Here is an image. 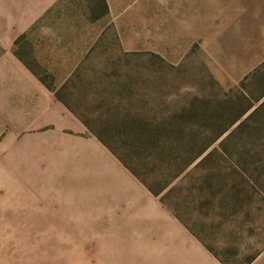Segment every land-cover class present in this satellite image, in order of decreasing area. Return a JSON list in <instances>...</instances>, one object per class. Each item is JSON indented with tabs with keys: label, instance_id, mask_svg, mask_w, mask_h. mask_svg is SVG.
<instances>
[{
	"label": "rangeland",
	"instance_id": "374dc122",
	"mask_svg": "<svg viewBox=\"0 0 264 264\" xmlns=\"http://www.w3.org/2000/svg\"><path fill=\"white\" fill-rule=\"evenodd\" d=\"M245 6L242 18L226 25L212 50L183 37L180 44L162 46L161 37H156L154 47L159 51H126L129 37H117L109 29L101 44L84 57L83 68L63 92L65 99L96 130L173 129L177 139L184 136L183 142L195 144L194 151L207 144L211 151L212 127H228L237 111L264 100V0H248ZM78 8L84 11L85 5ZM70 22L62 19L58 26L70 29L65 25ZM25 41L21 47L32 49L34 57L48 58L47 48L36 50L39 56L34 51V36ZM64 62L57 58L54 63H62L59 67L38 68L48 85H58L59 74L68 70ZM217 112L218 124L212 122ZM19 119L14 115L10 123ZM250 130V141L257 146L253 160L260 167L259 184L248 174H239L238 162L246 158H217L212 163L211 156L195 167L198 160L185 178L187 173L176 180L167 200L178 209L173 213L227 264H264V111ZM247 134H237L227 148L232 151ZM51 153L59 158L71 150ZM17 154L15 148L7 155L0 147V264H152L134 260L123 229L101 213L63 202L38 203L39 198L81 195L75 188L80 180L70 179L81 175L80 164L33 163L31 158L24 162L26 158ZM153 168L150 165L148 173ZM231 181L256 186L239 193L231 189Z\"/></svg>",
	"mask_w": 264,
	"mask_h": 264
},
{
	"label": "crops",
	"instance_id": "0c3cea01",
	"mask_svg": "<svg viewBox=\"0 0 264 264\" xmlns=\"http://www.w3.org/2000/svg\"><path fill=\"white\" fill-rule=\"evenodd\" d=\"M96 1L0 0V147L7 155L9 148L17 149L24 162L31 158L33 163L80 164L81 175L70 179L80 180L75 188L81 195L39 198L38 203L63 202L101 213L123 229L134 260L223 264L87 129L57 92L63 86L67 89L83 68L84 57L101 44L109 29L117 37H129L126 51H159L154 47L156 37H161L162 46L180 44L183 37L212 50L226 25L242 18L248 0H106L108 13L92 18L88 5ZM79 4L85 5L84 11ZM62 19L71 20L65 24L70 29L58 26ZM29 36H34V51L45 47L48 58L41 60L32 49L21 47ZM57 58L64 59L63 68L68 70L50 88L38 68L59 67L62 63H54ZM14 115L20 117L16 124L10 123ZM58 148H70L71 153L58 158L51 153Z\"/></svg>",
	"mask_w": 264,
	"mask_h": 264
},
{
	"label": "trees",
	"instance_id": "16d2710c",
	"mask_svg": "<svg viewBox=\"0 0 264 264\" xmlns=\"http://www.w3.org/2000/svg\"><path fill=\"white\" fill-rule=\"evenodd\" d=\"M88 8L92 18H96L97 16L101 18L108 13L106 0H97L95 3H89ZM24 38L25 36H22L18 40V43ZM248 78L249 77H246V79ZM41 80L47 85V81L44 77H42ZM48 87L52 88L53 86L48 85ZM65 90L66 87L63 86L57 92L60 101L74 112L76 117L80 119L87 129L121 161L134 177H136L153 195L161 197V202L166 205L172 213L174 212L177 214L176 210H178L175 206L167 203L169 195L176 187V184L173 185V183L184 173H187V170L198 160L199 162L195 164V167L203 165L211 156L212 163H217V160L213 161L217 158H246V161L238 162L242 166L239 174H241V176H246L248 174L249 179H256L255 183L259 184L260 167L256 166V160H253L258 154L257 146L250 141L252 136L250 134V126H252L255 121H258L264 111V100L260 102L262 98L258 100L260 103L256 107H253L254 104H251L245 110L237 111L235 118L230 122L228 127L223 129L216 126L212 127V150L208 152L211 144L198 147L197 151H194L193 148L195 144L189 145L183 142L182 139H184V136L177 139V131L173 129L172 131L158 130L155 133H152V131L142 126L132 128L131 130H110L108 128L96 130L89 121L85 119L84 115L77 112L63 97V92ZM220 116L221 112H217L215 115L212 114V122H216V124L221 123ZM243 133L248 134L242 137V140L235 144L234 149L230 151L227 148L229 142L233 140L237 134L243 135ZM194 134L195 132L190 134L192 140H194ZM171 137L175 138V140L172 141ZM217 142L218 144L216 145ZM120 143H122V146L119 145ZM150 165H154V168L148 173ZM237 172L238 170H236V173ZM187 175L188 173L185 174L182 179ZM244 184L245 181H235L233 183L231 181L229 186L232 190H237L239 193L246 192L249 188L256 186L254 182L252 183L253 187L252 185L247 186L249 185L248 182L247 185ZM175 216L181 220L178 215ZM185 226L190 230L189 226L186 224ZM220 261L223 264H227L221 259Z\"/></svg>",
	"mask_w": 264,
	"mask_h": 264
}]
</instances>
